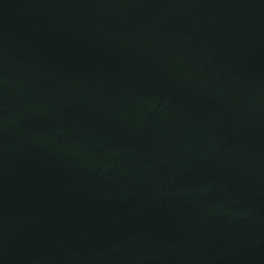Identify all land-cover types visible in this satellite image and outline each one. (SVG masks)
<instances>
[{"label":"water","instance_id":"water-1","mask_svg":"<svg viewBox=\"0 0 264 264\" xmlns=\"http://www.w3.org/2000/svg\"><path fill=\"white\" fill-rule=\"evenodd\" d=\"M0 264H264V0H0Z\"/></svg>","mask_w":264,"mask_h":264}]
</instances>
